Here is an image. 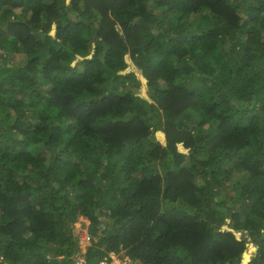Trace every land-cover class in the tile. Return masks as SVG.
Returning <instances> with one entry per match:
<instances>
[{
    "label": "trees",
    "instance_id": "obj_1",
    "mask_svg": "<svg viewBox=\"0 0 264 264\" xmlns=\"http://www.w3.org/2000/svg\"><path fill=\"white\" fill-rule=\"evenodd\" d=\"M80 216L83 264H264V0H0V253Z\"/></svg>",
    "mask_w": 264,
    "mask_h": 264
},
{
    "label": "built area",
    "instance_id": "obj_2",
    "mask_svg": "<svg viewBox=\"0 0 264 264\" xmlns=\"http://www.w3.org/2000/svg\"><path fill=\"white\" fill-rule=\"evenodd\" d=\"M75 233L77 231H74ZM81 236L79 237V235L76 233L77 237H78V241H79V245H80V254H77L76 257V264H83L85 263V258L83 257V254L86 250V247L89 245L90 243V236L88 234L87 229L83 230L81 229L80 231ZM83 241H87L88 244L87 246L82 244ZM85 246V248L83 247ZM0 264H12L10 262L7 261V259L5 258V256L0 253ZM98 264H139L136 261H134L133 259H131L129 257L128 254H126L124 252V250H120V251H109L107 252V255H105V257L99 261Z\"/></svg>",
    "mask_w": 264,
    "mask_h": 264
},
{
    "label": "rangeland",
    "instance_id": "obj_3",
    "mask_svg": "<svg viewBox=\"0 0 264 264\" xmlns=\"http://www.w3.org/2000/svg\"><path fill=\"white\" fill-rule=\"evenodd\" d=\"M16 61H18V58H15V60H13V63H15ZM88 224H89V221L85 217H82V216H80L78 218V220L74 223V231H77L76 233L79 235V237L81 236V234H80L81 229L86 230L88 227ZM247 240H248L247 245L249 243H252L251 241H249V238ZM82 244L87 246L88 242L83 241ZM83 247L85 248V246H83ZM253 255H254V253L250 256L249 260L253 257Z\"/></svg>",
    "mask_w": 264,
    "mask_h": 264
},
{
    "label": "water",
    "instance_id": "obj_4",
    "mask_svg": "<svg viewBox=\"0 0 264 264\" xmlns=\"http://www.w3.org/2000/svg\"><path fill=\"white\" fill-rule=\"evenodd\" d=\"M256 249H257V248H256ZM256 249H255V251H256ZM244 252H245V251H243V253H242V263H243V264H245V263H247V262L249 261V259H248L247 261H245V259H244V258H245V257H244Z\"/></svg>",
    "mask_w": 264,
    "mask_h": 264
}]
</instances>
